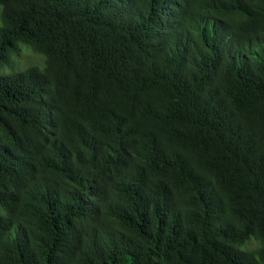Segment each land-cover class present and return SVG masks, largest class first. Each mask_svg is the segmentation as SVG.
Here are the masks:
<instances>
[{
    "label": "trees",
    "instance_id": "16d2710c",
    "mask_svg": "<svg viewBox=\"0 0 264 264\" xmlns=\"http://www.w3.org/2000/svg\"><path fill=\"white\" fill-rule=\"evenodd\" d=\"M0 264H264V0H0Z\"/></svg>",
    "mask_w": 264,
    "mask_h": 264
},
{
    "label": "rangeland",
    "instance_id": "374dc122",
    "mask_svg": "<svg viewBox=\"0 0 264 264\" xmlns=\"http://www.w3.org/2000/svg\"><path fill=\"white\" fill-rule=\"evenodd\" d=\"M25 56L28 58V60L30 61V62H33V58H35V57H33L32 55H31V53L28 51V50H26L25 51ZM29 56V57H28ZM37 58V57H36ZM38 59V58H37ZM39 60V59H38ZM35 61V60H34Z\"/></svg>",
    "mask_w": 264,
    "mask_h": 264
}]
</instances>
